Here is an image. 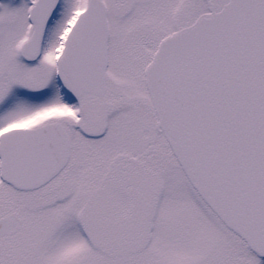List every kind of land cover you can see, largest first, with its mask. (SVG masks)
<instances>
[{"label":"snow or ice","instance_id":"6c2138e0","mask_svg":"<svg viewBox=\"0 0 264 264\" xmlns=\"http://www.w3.org/2000/svg\"><path fill=\"white\" fill-rule=\"evenodd\" d=\"M0 264H264V0H0Z\"/></svg>","mask_w":264,"mask_h":264}]
</instances>
